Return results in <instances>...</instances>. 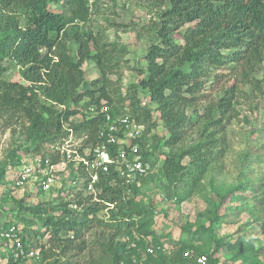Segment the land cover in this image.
Returning a JSON list of instances; mask_svg holds the SVG:
<instances>
[{
  "label": "trees",
  "instance_id": "obj_1",
  "mask_svg": "<svg viewBox=\"0 0 264 264\" xmlns=\"http://www.w3.org/2000/svg\"><path fill=\"white\" fill-rule=\"evenodd\" d=\"M156 2L163 7L148 26L152 40L144 56L147 66L137 69L142 77L123 93L120 69L128 48L102 41L100 33L82 28L90 9L86 1L0 0V126L5 130L22 127L30 142L24 146L26 153H44L46 145L60 142L68 134L66 124L76 136L90 133L88 141H100L99 131L110 121L104 113L91 118L80 109L92 104L110 106L113 116L125 109L145 125L141 153L151 165L145 175L127 181L112 166L109 173L100 172L97 194L85 192L87 180L79 190L69 188L70 193L63 181L53 200L28 206L18 203L17 210L25 209L33 218L17 215L18 222L4 213L5 226L24 224L19 235L26 248L40 247L44 259L59 255L48 264H197L200 255L208 257V264H217L222 244L214 235L215 224L221 204L234 196L232 190L215 205L208 225L201 223L196 229L183 225L181 237L169 247L158 239L149 240L154 210L139 205L136 198L162 158L158 167L162 177L172 188L184 189L179 195L182 200L203 180L212 162L226 154L224 132L228 122L239 117L238 105L255 90L263 92L258 74L264 63V0ZM71 43L77 45L75 54ZM87 61H93L101 73L90 83L82 67ZM10 63L19 68L21 80L4 78ZM213 91L223 95L217 98ZM141 94L149 96L155 108L143 104ZM188 107L194 108L191 115ZM159 124L168 135L152 136L148 150L145 140ZM195 124L201 126L203 140L175 150L185 138L186 127ZM159 144L170 148L162 157L155 156ZM21 148L16 145L9 151L0 166V182L9 168L20 165ZM109 150L115 157L116 145ZM47 152L52 161L60 160L58 152ZM69 167L71 182L79 176L87 179L83 164ZM36 223L39 228L29 231ZM96 228H101V234L90 237ZM45 232L49 238L43 243L40 238ZM149 246L152 252L147 251ZM247 250L243 245L238 251L245 262Z\"/></svg>",
  "mask_w": 264,
  "mask_h": 264
},
{
  "label": "rangeland",
  "instance_id": "obj_2",
  "mask_svg": "<svg viewBox=\"0 0 264 264\" xmlns=\"http://www.w3.org/2000/svg\"><path fill=\"white\" fill-rule=\"evenodd\" d=\"M84 1L90 6V9L82 28L92 30L94 34L100 33L102 41H115L128 48V52L124 56L125 61H121L120 69L121 89L123 93H127L130 85L142 77V73L137 69L147 66L144 56L152 40V31L148 30V26L151 17L155 18L156 11H160L163 6L158 5L157 0ZM54 8L58 7L54 6ZM60 8L63 9L62 6ZM66 11V14L70 16L71 11ZM70 46L72 53L75 54L77 45L71 43ZM82 67L86 71L85 77L88 83L101 74L100 69L93 61L85 62ZM262 67L258 76L259 79H262L263 92L255 90L250 97L243 99L242 103L238 105L239 117L231 119L224 132L228 141L226 154L220 160L212 162L203 180L187 198L181 200L179 195L184 193V189L172 188L169 186V182L162 177V172L158 167L163 158L151 172L150 179L143 183L141 193L137 195L136 201L139 205L152 206L154 210L152 224L154 231L152 236H148L149 240L158 239L169 247L181 237L183 225L188 223L193 226V229H196L201 223L208 225L212 220L215 205H220L222 195L228 190H232L234 196L224 200V203L221 204L220 219L215 224L217 228L214 235L222 244L216 255L217 264H264V63ZM19 75V68L10 63L4 78L17 80L20 79ZM110 76L113 79L118 78L116 74ZM213 93L217 98L223 95L222 91H213ZM141 99L143 104L155 108L156 105L151 102L149 96L141 94ZM193 111V107L187 108L188 115H191ZM184 132L185 138L177 144L175 150L184 149L204 138L199 124L188 125ZM167 135L168 131L162 124H159L148 134L147 140H145L146 148L151 150L152 136L167 137ZM25 139L22 127L16 130H5L2 125L0 126V166L9 155V151L16 145H22L19 151L22 161L30 163L34 161L35 154L26 153L24 150V146L27 147L30 143ZM168 150L170 148L159 144L155 156L162 157V153ZM17 169H19V165L9 168L0 182V211L3 212L0 221H4V213L9 220L18 221L17 215L31 219L34 217L31 212L25 209L17 210L19 202L28 206L53 200L60 194L57 189L63 187L65 180L67 181L66 189L74 187L72 182L68 181L71 178L69 169L60 173L51 190L40 192V182L34 178L22 186L16 187L14 178ZM9 211L14 214H9ZM20 226L23 228L24 224L20 222ZM38 228L39 225L36 223L30 226L29 231ZM44 231L43 227L39 233L42 234ZM100 231L101 228H96L91 231L89 236L98 237L101 234ZM48 238L49 234L45 232L40 239L46 243ZM243 245L249 248L247 262L244 261L241 254H238ZM5 246L0 239V251ZM213 247L210 245L211 249ZM55 257H59V255H52L47 259L40 256L37 259L29 260L27 264H48Z\"/></svg>",
  "mask_w": 264,
  "mask_h": 264
},
{
  "label": "built area",
  "instance_id": "obj_3",
  "mask_svg": "<svg viewBox=\"0 0 264 264\" xmlns=\"http://www.w3.org/2000/svg\"><path fill=\"white\" fill-rule=\"evenodd\" d=\"M109 107L106 104L100 108L96 104H92L88 108L80 107L84 113L89 114L88 117L92 118L104 113L107 120L110 121L99 131L100 141L95 144L88 141L90 133L76 136L73 128L66 124L65 128L68 130V134L60 142L46 145V152L35 154L32 163L21 160L19 169H17L18 176L14 178V185L22 186L34 178V180H39V186L44 191L51 190L61 172L67 169L71 171L69 164H73L74 167L83 164L87 179L81 176L76 177L72 181V185L76 190H79L88 181L85 192L97 194L95 184L100 179V172L109 173L112 166H115V170L127 181L135 180L136 177L143 176L147 171H150L151 165L143 160L141 153L140 139L145 125L137 122L125 109H120L113 116L108 111ZM114 145L117 147L115 157L109 150ZM47 151L58 152L60 160L52 161ZM68 181L71 182L70 179ZM66 191L70 193L69 188ZM113 206L111 204V207ZM4 223L5 221H0V239L6 245L0 251V264H27L29 260L37 259L42 255L40 247L26 248L24 246L19 235V224L13 223L5 226ZM147 251L152 252V246H149ZM196 263L208 264V257L200 255L197 257Z\"/></svg>",
  "mask_w": 264,
  "mask_h": 264
},
{
  "label": "clouds",
  "instance_id": "obj_4",
  "mask_svg": "<svg viewBox=\"0 0 264 264\" xmlns=\"http://www.w3.org/2000/svg\"><path fill=\"white\" fill-rule=\"evenodd\" d=\"M77 23L82 24V21L81 20H78Z\"/></svg>",
  "mask_w": 264,
  "mask_h": 264
}]
</instances>
